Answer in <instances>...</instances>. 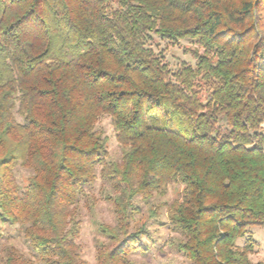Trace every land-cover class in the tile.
I'll use <instances>...</instances> for the list:
<instances>
[{
  "label": "trees",
  "instance_id": "obj_1",
  "mask_svg": "<svg viewBox=\"0 0 264 264\" xmlns=\"http://www.w3.org/2000/svg\"><path fill=\"white\" fill-rule=\"evenodd\" d=\"M154 35L193 43L195 65L172 71ZM97 166L115 224H99L95 264L145 252L135 198L172 183L168 227L191 264H264L249 230L264 228V0H0V221L23 226L41 264H89L70 207ZM3 264L35 262L11 248Z\"/></svg>",
  "mask_w": 264,
  "mask_h": 264
},
{
  "label": "rangeland",
  "instance_id": "obj_2",
  "mask_svg": "<svg viewBox=\"0 0 264 264\" xmlns=\"http://www.w3.org/2000/svg\"><path fill=\"white\" fill-rule=\"evenodd\" d=\"M148 45L156 52L161 53L162 59L172 71L179 68L181 62H186L191 66L195 65V58L186 51V47H195L193 43L188 41L168 43L154 35L152 39L148 40ZM96 128L108 138L107 159L119 161L122 149L115 140L110 118L106 115L101 116ZM99 171L100 167L97 166L95 182L85 188V192L78 201L70 207L80 222L76 236L78 251L89 264H95L96 248L106 241L99 224H115L113 203L110 200V197L111 199L114 197V192L109 184L100 178ZM14 173L16 180L23 187L32 171L19 164L15 167ZM180 189V185L172 183L163 196L154 195L149 200H144L140 196L135 198L134 202L139 208V213L135 215L131 226L138 227L144 222L149 234L141 238L145 252L138 250L129 254V260L133 264H191L176 249L175 245L179 236L171 232L168 227V205L179 197ZM150 209L156 211L155 217L149 216ZM22 229L23 226L20 224L0 221V264H3L6 253L11 248L20 255L34 260L35 264H41L40 259L33 254ZM249 230L257 244L250 258L252 261L264 260V228L254 225ZM170 238H173V242L169 240ZM243 243L244 240H238V244L242 245Z\"/></svg>",
  "mask_w": 264,
  "mask_h": 264
}]
</instances>
